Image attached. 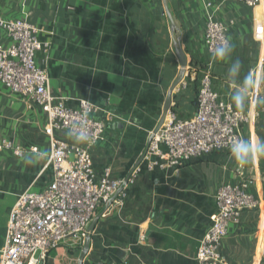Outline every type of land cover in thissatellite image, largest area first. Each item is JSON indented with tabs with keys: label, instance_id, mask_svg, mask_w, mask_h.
<instances>
[{
	"label": "crops",
	"instance_id": "0c3cea01",
	"mask_svg": "<svg viewBox=\"0 0 264 264\" xmlns=\"http://www.w3.org/2000/svg\"><path fill=\"white\" fill-rule=\"evenodd\" d=\"M7 2H0V18H5ZM174 3L175 0H21L15 5L18 11L22 6V18L28 16L40 29L39 39L49 45L47 51L37 54L36 60L46 71L52 92L65 99L70 108L86 101L100 113L103 110L115 117V122L107 124L104 141L91 151L99 174L108 168L113 178L124 181L145 152L171 86L167 90L174 64L168 54L170 42L175 41L172 35L188 37L194 51L199 44L198 50L205 53L202 1L203 22L198 33L191 26L185 31L175 29L174 20H182L183 13L174 11ZM217 17L224 22L218 14ZM9 43L0 31V44ZM184 55L187 63L188 56ZM238 87L217 79L215 90L220 99L232 103L231 94ZM177 97L173 91L170 110L183 116L178 112ZM23 105L19 96L0 84V140L26 151L21 158L10 151L0 155V250L8 212L18 197L28 189L41 190L48 181L46 174L41 175L49 152L43 127L37 136L24 138L17 133ZM27 110L39 111L37 107ZM194 111L195 106L191 114ZM33 146L39 155L29 152ZM29 159L31 163L26 162ZM256 163L254 166L251 162V177L260 181ZM233 166L231 158L223 153L204 156L178 171L147 170L142 161L133 182L120 192L105 214L100 211L81 264H195L198 243L208 218L216 210L217 188L238 180L239 173H243L240 169L245 168ZM82 246L84 239L70 237L52 250L43 264H80L82 253L77 256L76 249ZM220 252L225 264H264V209L245 211L238 223L229 224Z\"/></svg>",
	"mask_w": 264,
	"mask_h": 264
},
{
	"label": "built area",
	"instance_id": "2783aa9c",
	"mask_svg": "<svg viewBox=\"0 0 264 264\" xmlns=\"http://www.w3.org/2000/svg\"><path fill=\"white\" fill-rule=\"evenodd\" d=\"M202 1L204 26L202 42L205 54L210 56L216 45L228 36L230 24L217 17L219 7ZM256 9L260 0H228ZM0 31L10 40L0 44V84L19 96L27 109L37 107L43 115V134L49 152L42 173L48 181L39 191L26 190L9 210L0 250V264H43L47 255L70 237L84 239L91 222L104 210L105 214L117 201L120 192L132 183L133 172L127 184L111 176L104 168L99 174L93 166L91 151L104 141L107 124L115 122L113 114L96 109L86 101L70 108L62 97L55 95L46 71L39 66L36 56L49 49L39 39L40 29L26 18H0ZM260 62V61H259ZM260 64H264V57ZM248 95L249 112L237 109L216 92L217 78L209 70L200 72L195 80V111L179 116L169 110L159 130L152 136L143 162L147 170L178 171L187 163L218 151L228 152L233 137H242L241 130L259 102L257 87ZM82 127L88 132L83 142H77L66 133ZM243 138V137H242ZM249 140L253 141L250 131ZM10 151L21 158L26 151L7 140H0V155ZM29 152L38 154L37 147ZM254 166L256 158L253 157ZM242 172L234 182L221 184L215 193V212L198 243L195 264H225L221 241L229 224L238 223L245 211H262V185L256 177L245 178ZM103 264H119L116 262Z\"/></svg>",
	"mask_w": 264,
	"mask_h": 264
},
{
	"label": "rangeland",
	"instance_id": "374dc122",
	"mask_svg": "<svg viewBox=\"0 0 264 264\" xmlns=\"http://www.w3.org/2000/svg\"><path fill=\"white\" fill-rule=\"evenodd\" d=\"M3 0H0L2 2ZM211 2L213 5L219 7L218 16L222 19L226 24H230L228 36L231 37L233 43V51L230 57L225 59L224 61H216L212 64L209 63V59L205 55L199 51V44L196 45L195 51L192 49L194 46L193 42L185 36H180L173 34V41L179 42L180 49L186 53L188 56L187 65L184 69V79L182 84H180L174 91L178 96L176 98L178 104V112L180 115L186 116L192 113V109L194 108L195 103V95H196V86L195 80L197 75L206 70L211 69L212 74L218 80L222 79L226 81L228 84L236 83V85H240L243 81L244 77L247 75H251L255 80V75L258 69V65L260 67L259 71V82L257 87L258 99L260 102L264 103V64H260L262 58L264 57V0H260L259 9H250L245 6L243 3L232 2L228 0H206ZM21 0H8L6 8H5V18L6 19H15L22 18V9L20 6L18 10H16L15 5L20 4ZM196 3V4H195ZM194 4V5H193ZM193 5V6H192ZM199 5V8H198ZM174 11H181L183 13V19L176 18L174 20L175 29H179L180 31L183 29L184 31L190 28L194 32H197L198 28L202 26L203 17L200 12L201 3L200 0H175V3L172 5ZM192 8V9H191ZM190 10L185 12V10ZM3 10V9H0ZM262 13V14H261ZM181 14V13H180ZM28 20V16L26 17ZM176 21V22H175ZM182 21V23H181ZM182 28V29H181ZM198 33V32H197ZM191 48V50H189ZM174 43L170 42V50L168 54L173 58V66L171 68L172 75L169 76L170 79L167 82V90L172 82L179 75L180 66L176 59L174 53ZM239 59L241 62L242 68L238 77L230 78L228 76V68L231 63ZM260 61V62H259ZM254 88V87H253ZM251 88V89H253ZM248 92V95L251 91ZM247 95V102H248ZM18 97V96H17ZM20 98V97H19ZM246 102V106L244 107L245 112H249L248 103ZM26 105H23L22 112V120L21 125L17 124V133H22V136L26 138L29 136H37L41 135V130L44 124L43 115L39 111L32 112L25 108ZM253 121L251 124V120L248 115V120L242 126L241 134L243 138L249 139L250 131L254 133V122L256 117V112L254 111ZM28 136V137H29ZM256 137V136H255ZM214 153H223L229 159V153L226 151H218ZM39 155V154H38ZM26 156V154L24 155ZM23 156V157H24ZM199 160V159H197ZM193 160L190 163H187L185 166L197 161ZM256 166L259 171L258 159L256 158ZM234 163V162H233ZM237 164L234 163L233 168L236 167ZM251 163L248 166H245L244 169H240L243 171L245 178H250L252 173L250 172ZM259 178L262 183L263 191H264V177L262 178L259 172ZM262 200L264 203V192L262 193ZM83 247V246H82ZM81 247V248H82ZM81 248L76 249V255L80 256L82 253Z\"/></svg>",
	"mask_w": 264,
	"mask_h": 264
},
{
	"label": "clouds",
	"instance_id": "9594fccd",
	"mask_svg": "<svg viewBox=\"0 0 264 264\" xmlns=\"http://www.w3.org/2000/svg\"><path fill=\"white\" fill-rule=\"evenodd\" d=\"M232 51L233 43L231 37L224 36L212 51L210 60L212 62L224 61L231 56ZM241 68L242 65L239 59L234 60L228 68V76L230 78L238 77ZM254 86V78L251 75L245 76L238 89L234 91L230 97L235 108L244 109L248 92ZM66 135L75 139L77 142H83L87 139L88 132L85 128L74 127L70 129ZM228 153L231 160L238 166H248L252 162L253 157L257 159L264 157V138L258 137L252 141L242 137H233L228 145ZM42 155L44 154L41 153V156ZM26 162L31 163L32 161L29 159Z\"/></svg>",
	"mask_w": 264,
	"mask_h": 264
},
{
	"label": "water",
	"instance_id": "95a60500",
	"mask_svg": "<svg viewBox=\"0 0 264 264\" xmlns=\"http://www.w3.org/2000/svg\"><path fill=\"white\" fill-rule=\"evenodd\" d=\"M171 20V19H170ZM172 23V22H171ZM173 26V24H172ZM174 45H175V55L177 57L179 66H180V71H179V75L178 77L174 80V82L171 84L169 90L167 91L165 100H164V104H163V109H162V115L161 118L157 124V127L155 128V130L151 133V135L149 136L148 140H147V145H146V149L145 152L147 150V147L152 139V136L159 130V128L161 127V125L163 124L167 113L170 110L171 107V98H172V94L173 91L178 87V85L182 82L183 78H184V69L186 68V57L183 53V51L179 48V44L174 41ZM145 152L143 153V155L140 157V159L137 161V163L134 165V167L132 168V170L130 171V173L127 175V177L125 178V180L123 181V185L125 186L128 182V180L130 179L131 175L133 174V172L139 167V165L142 163L144 156H145ZM100 216L96 217L91 224L89 225V227L86 230V234L84 236V246L82 249V255H81V260H80V264L83 260V258L86 256L87 251H88V245H89V234L90 232L93 230L94 225L97 221V219Z\"/></svg>",
	"mask_w": 264,
	"mask_h": 264
},
{
	"label": "trees",
	"instance_id": "16d2710c",
	"mask_svg": "<svg viewBox=\"0 0 264 264\" xmlns=\"http://www.w3.org/2000/svg\"><path fill=\"white\" fill-rule=\"evenodd\" d=\"M255 112H256V117H255V122H254V133L255 134L253 135V141L258 137L264 138V103L259 101L255 108ZM258 164H259L260 175L263 178L264 177V157H261L258 159ZM262 191H263V187H262Z\"/></svg>",
	"mask_w": 264,
	"mask_h": 264
},
{
	"label": "bare ground",
	"instance_id": "6f19581e",
	"mask_svg": "<svg viewBox=\"0 0 264 264\" xmlns=\"http://www.w3.org/2000/svg\"><path fill=\"white\" fill-rule=\"evenodd\" d=\"M259 7V6H258ZM257 9V8H256ZM254 113V112H253ZM253 113H251V115H250V120H251V124H252V121H253Z\"/></svg>",
	"mask_w": 264,
	"mask_h": 264
}]
</instances>
